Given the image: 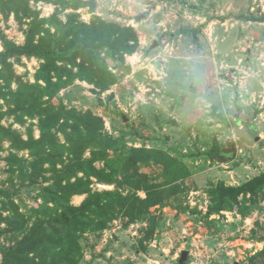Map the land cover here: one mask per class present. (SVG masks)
<instances>
[{
  "label": "rangeland",
  "instance_id": "rangeland-1",
  "mask_svg": "<svg viewBox=\"0 0 264 264\" xmlns=\"http://www.w3.org/2000/svg\"><path fill=\"white\" fill-rule=\"evenodd\" d=\"M28 6L53 41L64 35L70 16L134 30L138 47L123 61L109 48L95 53L97 63L118 76L101 95L102 103L91 86L76 81L51 104L100 117L103 134L116 141L107 155L117 166L132 148L155 149L178 162V179L171 183L154 164L136 165L152 184L162 186L153 191V201L159 202L150 208L153 224L131 222L120 213L106 229L77 238L78 264H180L185 250L183 264H264L263 259L250 261L264 249V184L253 198L239 197L242 212L230 203L214 211L216 196L213 202L211 197L219 183L239 186L264 174V0H97L93 12L87 7L60 10L46 2ZM31 21L0 14V34L24 45ZM8 62L13 84L5 91L34 83L40 59L22 56ZM12 111L14 102L0 100V125L24 141L30 135L38 139V120L25 117L19 125ZM55 134L63 142V135ZM214 147L234 149V158L212 160ZM29 156L0 141V264L7 248L26 238L37 219L50 218L41 208L44 191L55 187L50 166H41L32 183L29 166L12 162L13 157L31 161ZM92 157L91 150L85 151L84 159ZM95 166L108 171L104 161ZM125 169L135 170L133 164ZM91 181L92 192L115 190ZM120 191L146 198L129 187ZM86 197L72 196L69 203L79 206ZM60 252L51 250L48 258Z\"/></svg>",
  "mask_w": 264,
  "mask_h": 264
},
{
  "label": "trees",
  "instance_id": "trees-1",
  "mask_svg": "<svg viewBox=\"0 0 264 264\" xmlns=\"http://www.w3.org/2000/svg\"><path fill=\"white\" fill-rule=\"evenodd\" d=\"M30 1L52 3L60 10L87 7L93 12L97 0H0V14L4 19L10 13L17 21L24 17L32 19L24 45H16L0 34L3 46L0 52V100L14 102L12 115L19 125L25 124V117L37 119L40 132L38 139L30 135L24 141L16 132L0 125V141H8L15 150L29 152L31 161L13 157L12 162L19 167L29 166L32 183L39 179V169L44 165L50 166L55 180L54 189L44 191L41 206L50 218L37 219L26 238L7 248L1 264H78L81 249L77 238L90 231L106 229L107 224L120 213H126L131 222L153 224L150 208L159 203L153 201V191L162 186L152 184L151 176L139 173L136 165L154 164L161 169L164 181L171 183L178 179V162L155 149L132 148L122 165L117 166L116 159L107 155L116 141L112 136L103 134L104 122L100 117L90 111L82 113L67 109L62 104H51L55 96L76 81L91 86L92 93L102 103L101 95L116 84L118 76L101 67L95 53L109 48L114 57L123 61L124 56H131L138 47L134 30H121L99 19L86 24L70 16L64 35L53 41L43 29L45 22H39L38 13L29 8ZM39 34L45 37L36 41L35 37ZM22 56L41 60L35 81L33 84H18L16 91H5L13 84L8 60ZM54 131L63 135V142L59 141ZM87 150L92 151L90 159H84ZM209 155L212 160L224 162L234 158V149L214 147ZM97 161H104L108 171L98 169L95 166ZM57 163L63 165L60 170L56 168ZM127 164H133L135 170L128 172L125 169ZM79 173L81 177H78ZM91 179L100 184L114 185L115 190L92 192ZM262 184L264 174L239 186L219 183L211 191L212 202L216 196L214 211L220 212L230 203L242 212L239 197L253 198ZM123 187L143 191L146 198L141 199L136 193L123 195L120 191ZM82 194L87 197L79 206L69 203L70 197ZM57 249H61L60 254L49 259L50 251ZM256 259L264 260V249L252 256L250 261L253 263Z\"/></svg>",
  "mask_w": 264,
  "mask_h": 264
},
{
  "label": "water",
  "instance_id": "water-1",
  "mask_svg": "<svg viewBox=\"0 0 264 264\" xmlns=\"http://www.w3.org/2000/svg\"><path fill=\"white\" fill-rule=\"evenodd\" d=\"M123 120L124 121H127L126 118L123 117ZM187 257H188V251H183L180 255V258H179V263L180 264H183L186 260H187Z\"/></svg>",
  "mask_w": 264,
  "mask_h": 264
}]
</instances>
